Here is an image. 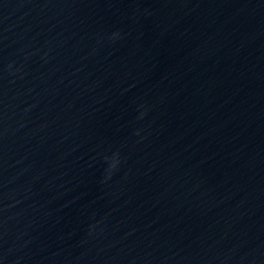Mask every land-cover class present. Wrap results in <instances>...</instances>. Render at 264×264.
Listing matches in <instances>:
<instances>
[{
  "label": "water",
  "instance_id": "water-1",
  "mask_svg": "<svg viewBox=\"0 0 264 264\" xmlns=\"http://www.w3.org/2000/svg\"><path fill=\"white\" fill-rule=\"evenodd\" d=\"M0 264H264V0H0Z\"/></svg>",
  "mask_w": 264,
  "mask_h": 264
},
{
  "label": "clouds",
  "instance_id": "clouds-1",
  "mask_svg": "<svg viewBox=\"0 0 264 264\" xmlns=\"http://www.w3.org/2000/svg\"><path fill=\"white\" fill-rule=\"evenodd\" d=\"M119 36V33H113V37ZM144 113L140 114L141 118L143 117ZM138 134V133H137ZM105 161L108 163V168L106 169L107 175L105 176V180L109 179L111 175L119 169L121 164V157L119 152H115L112 154L111 157L105 156ZM103 182V181H102Z\"/></svg>",
  "mask_w": 264,
  "mask_h": 264
}]
</instances>
